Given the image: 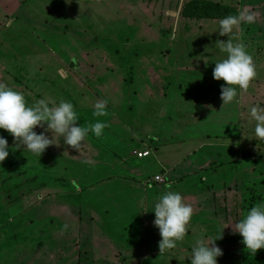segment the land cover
<instances>
[{
  "label": "rangeland",
  "instance_id": "1",
  "mask_svg": "<svg viewBox=\"0 0 264 264\" xmlns=\"http://www.w3.org/2000/svg\"><path fill=\"white\" fill-rule=\"evenodd\" d=\"M190 1L4 0L0 6V83L22 92L29 105L45 98L57 103L70 101L77 112H88L84 117L113 123L122 137L132 133L127 124L139 128L140 139L153 134L162 140L167 137V143L159 145L165 149L159 150L163 164L154 156L130 158L129 164L138 174L136 183L143 185L146 177L153 179L171 168L174 181L181 177L186 181L203 176L216 179L217 188L213 189H219L223 198L218 204H207L210 213L204 219L217 221L221 232L232 237V245L227 244L232 246V255L221 256L219 263L239 264L245 255L255 260L260 252H248L230 224L264 201V139L255 137L256 122L249 114L253 106L264 107V0H208L236 7L240 13H255L254 23H241L231 36L233 43H242L253 57L256 77L247 91L238 89L235 100L226 105L220 98L224 81L213 78V69L216 61L226 58L217 41L226 42L229 37L215 32L220 20L183 18V7ZM105 99L108 114L93 116L94 103ZM44 128L34 131L40 133ZM45 134L52 138L50 131ZM0 135L9 145L8 157L0 162V264H49L53 261H46L44 254L54 252L48 244H53L55 237L48 224L49 214L66 210L76 222L79 206L55 199L49 191V177L56 167L54 155V161L49 162V147L40 157L46 159L38 161L8 132L0 129ZM56 140L54 135L53 143ZM135 144L142 147L138 141ZM98 189L92 196L99 204L94 210L102 218L104 185ZM247 190L248 198L240 202ZM177 191H183L180 194L185 198L197 194L189 183ZM114 193L117 209L110 212L119 219L132 209L127 203L122 208L123 200L131 203L140 194ZM155 195L152 191L137 200L143 208H138L139 213L147 206L145 200ZM214 211L215 216L211 214ZM59 239L63 242L64 237ZM193 239L196 241L198 234ZM218 246L226 251L227 246ZM76 250L72 244L71 252ZM174 251L167 250L149 264L165 263L164 257L171 259ZM34 255L44 260L34 261ZM116 264L121 262L116 259Z\"/></svg>",
  "mask_w": 264,
  "mask_h": 264
},
{
  "label": "crops",
  "instance_id": "2",
  "mask_svg": "<svg viewBox=\"0 0 264 264\" xmlns=\"http://www.w3.org/2000/svg\"><path fill=\"white\" fill-rule=\"evenodd\" d=\"M3 1L4 0H0V6H2ZM8 9L9 8H6V10ZM79 112H77L78 116L81 117H79L77 123L81 126L86 127L89 124L96 123L98 120L102 121L101 118L93 119L84 117L87 115V111L79 110ZM115 119L116 117L114 116L113 121ZM102 122L107 124V127L103 130V134L100 137H96L93 133L89 132L88 136L81 144V147L84 149L79 152L68 145L64 148L63 137L57 135H55L57 139L56 142L52 146H49L52 159L54 155L56 163L59 161L55 169L52 170L53 172L51 171L52 173L48 184L51 189H49V191L52 192L51 194L54 195L53 197L55 199L57 197H59L58 199L64 198L66 200L65 202L70 205L75 203L78 204L79 210L77 213L78 217L75 219L77 220L76 222L73 221L74 218L66 210L63 212L61 211V213L59 211L57 213L53 211L49 214L48 224L51 225V235L55 237L52 239L53 244H48L54 252H50V254L47 252L44 254L46 261H53L49 264H61L63 261L65 263L66 261H70L72 264H116V259H118L121 264H124L123 262L129 264L130 260H133L134 264H149V261L152 262L157 258L161 259L167 250L160 254L158 244L162 237L159 234V229L153 224L155 219V214L153 212L154 205L158 197L164 192H178L177 190L179 188L183 190V186L189 183V185L197 189V194H194V197H183V199L186 203L192 205L194 210L193 215L189 224L186 226L184 239L177 242L175 249H171L172 252L174 250L177 251H174V255H172L171 252V259L164 257L166 262L162 264L190 263L189 258L191 256V250L198 240L203 239L205 242H210L221 234V229L218 227L217 221L210 222L206 218L204 219V215L206 214L208 216V213H210L207 204L215 202L218 204V201H221L219 198H223L221 194L219 195L217 192L219 189H213L214 187L217 188V180L203 176L200 180L194 179L186 181L185 178L181 177L174 181L171 176V168L167 171L163 169V176L158 174L155 175L153 179L146 177L143 181V185L142 183H136L138 181V174L134 171L136 167L129 164L130 158L136 155L139 159L154 156L155 160H159V150H165L159 145L162 144V142L167 143V137L163 136L162 140L159 134H153L151 136L147 135L145 140L140 139L142 134L139 128L135 126L131 127L128 124L127 126L132 133L126 137H122L113 128V123L111 126L110 123H107L105 120ZM144 126L147 132H149L150 124L146 122ZM132 130L138 132V135ZM173 139L174 138H171V140ZM136 141L142 143V147H138L135 144ZM119 142L121 144H118ZM21 149L27 150V148L24 147H21ZM121 150H124V152L121 153ZM152 150L154 154L151 152ZM26 155L29 157V154ZM140 155H143V157L140 158ZM49 159H51V157ZM37 160L40 161V157H38ZM54 160H50L49 162H53ZM86 161L88 163H86ZM160 164L163 163L160 161ZM122 170H124V173H122ZM203 170L208 171L209 168H204ZM205 171L202 174H205ZM134 172L136 174H134ZM120 176L127 178H122ZM160 176L165 178L166 183H156L153 181L156 177ZM169 177H171L173 181H171ZM221 182L222 181H220L219 184ZM100 185H104L105 188V191H103V206L100 207V209H102V218L99 217L94 210V207H97L99 204L94 203L92 196L100 192L98 189ZM169 185H171L170 188L168 187ZM218 186L220 187V185ZM106 190L108 192H106ZM115 191H118L119 195H123L124 193L140 194L134 197L131 203L123 200V203H125L122 205V208L127 207V203L132 209L126 211L125 216L119 219L115 218L117 216L114 215L113 211L110 212L111 208L117 209L116 204L113 202L115 197L113 195L116 194L114 193ZM152 191L155 192V197H148V202L145 200L147 206L144 212L139 213L141 210L143 211V208L141 209V204L137 200L140 199L141 196L146 198V194ZM180 193H183V191H180ZM135 198L136 200L134 201ZM241 201H244L243 195L240 198V202ZM220 206H222V204ZM211 214L215 216L216 212L214 211ZM196 219L199 221L192 222ZM214 220H216V218H214ZM65 225H67V228H65ZM48 227L49 226L44 228ZM213 231L214 233L212 235ZM197 234L198 239L194 241L193 237ZM225 234H227V231L226 233L222 231V238L215 241L217 246L232 245V237L226 236ZM60 235L64 237V239H62L63 242L59 239ZM72 244H74L77 249L73 253L71 252ZM231 247L232 246H227L225 250L229 252H223L222 256L232 255V253H230L232 250ZM179 248L189 252V256L182 255V251H180ZM130 255L133 256L130 257ZM36 257L39 258L38 255L32 257L34 261L44 260L40 258L35 260ZM217 259L218 264H220L219 261L223 260L220 259V257ZM30 260L32 259L30 258L29 261Z\"/></svg>",
  "mask_w": 264,
  "mask_h": 264
},
{
  "label": "clouds",
  "instance_id": "3",
  "mask_svg": "<svg viewBox=\"0 0 264 264\" xmlns=\"http://www.w3.org/2000/svg\"><path fill=\"white\" fill-rule=\"evenodd\" d=\"M66 2L70 3L71 0ZM254 22L255 13L241 12L238 15H227L219 21L215 31H218L219 36L229 37L226 42L217 41L220 52L226 54V58L216 61L213 69V78L224 81L220 96L223 105L235 100L238 89L247 91L250 82L256 77L253 57L242 43H233L231 36L241 23ZM107 103L106 99L96 101L93 105V116H106ZM249 114L256 122L255 137L264 139V107L253 106ZM78 121V113L70 101L60 100L57 103L55 100L45 98L29 105L22 92L0 83V129L12 135L18 141V145L27 148L37 157H41L45 150L54 144V135L62 136L65 145L78 150L89 132L100 137L107 127L105 122L99 120L86 127L79 125ZM45 124L46 128H44ZM37 127L44 128V131L37 133L34 131ZM48 131L52 134L51 139L45 134ZM8 155V140L0 135V162H3ZM168 187L170 188L171 185ZM193 211L192 205L186 203L179 192L166 191L158 197L153 209L155 214L153 224L159 229L162 237L158 244L160 254L174 249L177 242L184 239L186 226L192 218ZM230 225L233 234L242 237L241 243L248 252L256 254L258 250L264 249V201L252 206L242 219ZM221 238L222 232L210 242L198 240L191 250L190 264H218L217 258L223 255V251L215 241Z\"/></svg>",
  "mask_w": 264,
  "mask_h": 264
},
{
  "label": "trees",
  "instance_id": "4",
  "mask_svg": "<svg viewBox=\"0 0 264 264\" xmlns=\"http://www.w3.org/2000/svg\"><path fill=\"white\" fill-rule=\"evenodd\" d=\"M239 13L240 10L233 6L223 5L208 0H192L183 7L181 15L188 20H221L227 15H238ZM45 159L46 158H41L40 160ZM50 160L52 161L53 159L51 158L49 161ZM57 163H59V161H57ZM249 193L250 191L247 190V192L243 194L244 200L248 198ZM239 264H264V249H260L255 260L245 255Z\"/></svg>",
  "mask_w": 264,
  "mask_h": 264
},
{
  "label": "built area",
  "instance_id": "5",
  "mask_svg": "<svg viewBox=\"0 0 264 264\" xmlns=\"http://www.w3.org/2000/svg\"><path fill=\"white\" fill-rule=\"evenodd\" d=\"M146 155H147V154H146ZM146 155H145V156H146ZM141 157H143V155H140V158H141ZM153 181L156 182V183H166V182H165V178H164V177H161V176H160V177H156Z\"/></svg>",
  "mask_w": 264,
  "mask_h": 264
}]
</instances>
